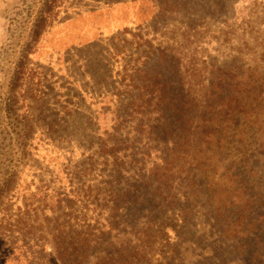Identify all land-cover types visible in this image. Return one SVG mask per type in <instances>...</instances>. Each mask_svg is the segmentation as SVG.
I'll use <instances>...</instances> for the list:
<instances>
[{
	"label": "rangeland",
	"instance_id": "374dc122",
	"mask_svg": "<svg viewBox=\"0 0 264 264\" xmlns=\"http://www.w3.org/2000/svg\"><path fill=\"white\" fill-rule=\"evenodd\" d=\"M46 1L49 0H4L0 10L1 250L16 242L21 222L22 230H27L33 238L39 228H44L42 233L45 225L52 228L53 223L49 222L53 219L62 221L71 193L77 196L86 189L91 191L85 198L86 203L80 200L83 218L90 224H93L94 215L101 223L104 212L111 209L110 205L106 208L108 196L98 191L102 181L109 184L105 190L115 186L109 164L125 150L122 146L119 150L117 144L129 136L124 128L112 129L115 112L119 109L115 81L123 63L129 59L115 58L113 48L141 53L160 41L165 42L160 44L162 47H176L179 52L175 56L176 66L164 75L168 79L172 76L175 86L180 83L177 86L180 92L183 82L194 88L200 81H206L212 71L224 73L233 70L234 65L239 66L240 59L242 61L245 54L254 50V43H247L252 40L247 33L259 30L264 21L255 20L254 16L262 17L264 0H229L234 4L238 21L246 28L238 21L232 27L224 25L229 12L219 10L228 0H173L172 7L171 0H166L161 10L152 0H140L129 10L121 9L123 20L104 11L103 3L54 0L47 5ZM101 1L108 4L114 0ZM43 5L60 9L51 12L57 14L53 26L34 44L31 41L33 20L45 7ZM213 5L218 7L214 9ZM126 11L134 12L130 17L137 22L124 30L122 26L126 27L131 19L124 14ZM182 21L194 32L185 43L179 36ZM238 28L246 30L245 34ZM186 44L190 52L186 51L184 57L181 48ZM195 45L200 48L197 52H194ZM29 47H34L30 64L18 70ZM179 68L182 78L185 76V80L180 78L182 82L175 78ZM145 168L148 169V165ZM237 175L244 183L245 196L255 203V208L248 209L247 214L254 220L263 217L255 226L262 232L253 233L261 240L264 237V168L259 164L256 168L239 170ZM125 184L122 181L117 187L123 197L121 208L127 215L137 211L133 224L136 230L147 222H155L166 228L164 233L170 244L177 236L181 238L176 248H166L158 246L153 236L154 244L149 250L150 257L154 258L151 264H264L263 247L257 251L253 246L239 256L229 241L220 239L221 228L205 216L204 200L166 208L169 204L149 190L146 201L134 206V196H127ZM83 185L84 190L81 189ZM208 187L214 188V185ZM180 189L187 200L195 192L187 186ZM204 190L201 189L202 195ZM214 190L221 191L217 186ZM56 196L59 199L56 200ZM54 202L58 205L53 206ZM97 208L99 211L95 212ZM183 209L188 210L186 214ZM124 224L126 229L113 235L116 238L111 241L116 244L111 246L113 251L120 249L129 238L132 225ZM111 249L102 247L99 253L111 252ZM155 255L157 258L153 257ZM109 263L114 264L113 261Z\"/></svg>",
	"mask_w": 264,
	"mask_h": 264
},
{
	"label": "trees",
	"instance_id": "16d2710c",
	"mask_svg": "<svg viewBox=\"0 0 264 264\" xmlns=\"http://www.w3.org/2000/svg\"><path fill=\"white\" fill-rule=\"evenodd\" d=\"M87 1L103 3L104 11L112 12L123 20L121 9L129 10L140 0H114L108 4L101 0ZM172 1H169L170 7ZM49 2L53 4L54 0L46 1V4ZM152 3L154 6L156 3L161 10L166 0H152ZM47 5H43L45 7L33 20L31 41L34 44L53 26V18L57 14L51 12L55 8L60 9L54 5L48 8ZM233 5L228 0L222 3L219 10L229 12V18L224 22L229 27L238 21ZM212 7L216 9L218 5ZM124 14L128 19L130 14L134 16V12L126 11ZM254 16L255 20H264V12L262 17ZM128 22L126 27L122 26L124 30L132 27L137 20L131 18ZM238 22L241 23L240 20ZM180 23L182 33L179 36L185 43L194 32L185 21ZM261 23L263 26L260 25L259 30L247 33L252 36L247 43L253 42L254 50L245 54L242 61L240 59L239 66L234 65L233 70L224 73L212 71L206 81H200L194 88L183 82L180 92L177 91L180 83L175 86L173 77L168 79L164 75L165 71L170 72L176 66L175 56L179 54L176 47H162L160 44L165 42L160 41L141 53L113 48L115 58L129 59L126 63L122 62L121 73L117 74L115 81L119 109L115 112L112 129L124 128L129 131V136L120 145L117 144L119 150L122 147L125 150L118 154L119 157L112 158L109 164L110 177L115 186L105 190L109 184L102 181L98 191L108 196L106 208L110 205L111 209L104 212L105 218L101 223L94 215L93 224H90L83 218L80 200L86 203L85 198L91 191L86 189L77 196L71 193V199L66 203L67 212L65 216L62 214L63 220L53 219L49 222L53 223V227L46 228L45 225L44 233L41 232L44 228H39L40 232L32 238L27 230H22L21 222L19 232H15L16 242L7 245L4 248L6 252L0 249V264H110V261L114 264H151L154 258L150 257L149 250H152L154 237L158 246L176 248L181 238L177 236L170 244L164 233L166 228L157 226L155 222H147L143 228L135 229L133 224L137 211L127 215L121 208L123 197L117 187L122 181L126 183L127 196H134V206L144 203L146 192L150 191L169 204L166 208L204 200L205 216L221 228L220 239L229 241L239 256L253 246L257 247V251L262 247L264 249V237L259 240L253 235L256 230L262 232L255 226L263 217L254 220L247 214L248 209L255 208V203L245 196L244 183L237 175L239 170L256 168L259 164L264 168V21ZM239 31L246 32L244 29ZM182 47L181 53L186 57L185 52L189 53L190 47L187 44ZM33 50L34 47L25 50L23 64L21 61L18 70L24 69L26 63L30 64ZM199 50L195 45L194 52ZM121 76L124 79H120ZM175 78H182L180 68ZM182 79L185 80V76ZM210 184L221 191L208 187ZM184 186L195 190L190 200L181 194L180 188ZM81 189L84 190V185ZM201 189L207 192L202 195ZM55 199L59 198L56 196ZM54 205L58 203L54 202ZM98 208L94 211L98 212ZM182 211L186 214L188 210ZM123 221L132 225L129 238L120 244V249L113 251L111 246L116 245L111 242L116 239L113 235L126 229ZM102 247L111 249V252L99 253ZM229 256L231 258L233 254ZM153 257L157 258L156 255Z\"/></svg>",
	"mask_w": 264,
	"mask_h": 264
},
{
	"label": "crops",
	"instance_id": "0c3cea01",
	"mask_svg": "<svg viewBox=\"0 0 264 264\" xmlns=\"http://www.w3.org/2000/svg\"><path fill=\"white\" fill-rule=\"evenodd\" d=\"M3 4H4V0H0V10H1ZM0 27H1V24H0Z\"/></svg>",
	"mask_w": 264,
	"mask_h": 264
}]
</instances>
